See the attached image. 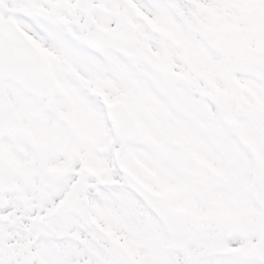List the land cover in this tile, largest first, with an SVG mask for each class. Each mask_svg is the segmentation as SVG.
<instances>
[{
    "label": "snow or ice",
    "instance_id": "obj_1",
    "mask_svg": "<svg viewBox=\"0 0 264 264\" xmlns=\"http://www.w3.org/2000/svg\"><path fill=\"white\" fill-rule=\"evenodd\" d=\"M0 264H264V0H0Z\"/></svg>",
    "mask_w": 264,
    "mask_h": 264
}]
</instances>
